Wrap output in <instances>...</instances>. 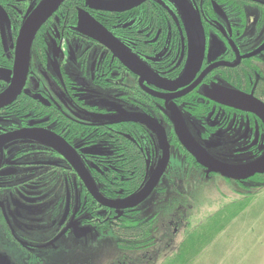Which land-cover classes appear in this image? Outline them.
Listing matches in <instances>:
<instances>
[{"label":"flooded vegetation","instance_id":"obj_1","mask_svg":"<svg viewBox=\"0 0 264 264\" xmlns=\"http://www.w3.org/2000/svg\"><path fill=\"white\" fill-rule=\"evenodd\" d=\"M88 1H93V7L86 4ZM96 1L102 0H84L83 7L77 8L76 17L73 15L69 22L55 13L47 19L39 40L31 43L22 87L0 107V225L18 244L21 238L14 235L7 213L18 215L19 208L24 207L31 212L51 194L56 195V204L62 205L63 230L67 217L74 213L77 220L96 232L110 229L116 242L115 224L133 226L149 221L152 238L153 232H160L157 226L163 203L155 200L154 216L142 214L166 178L175 187L172 175L166 174L175 155L181 157L185 171L199 169L203 176L221 177L228 183L239 185L264 175L230 179L202 167L178 139L168 107L177 108L192 139L216 160L242 165L264 153L261 117L216 101L217 92L229 89L264 102V75L256 69L260 64L250 67L264 50L248 56L259 49L264 39L247 43L248 38H258V31L263 28L264 0H186L200 17L205 42L199 68L181 86L169 82L182 75L190 39L175 3L146 0L124 11L108 12L96 9ZM38 3L39 0H17L8 4L7 10L4 8L8 24L4 25L5 45L0 37V94L12 83L16 35L25 13ZM216 6L221 15L215 11ZM80 9L154 75L141 78L134 74L105 44L77 30ZM12 27L14 32L10 31ZM140 113L154 118L164 129L169 151L164 174L148 197L132 208L103 205L51 140L54 137L67 145L99 195L120 203L143 188L163 154L158 130L139 121ZM226 142L233 148L230 156L217 155L215 149ZM131 145L144 163L135 182L125 171V148ZM4 192L8 197H3ZM186 194L189 195L187 191ZM173 222L170 220L169 225ZM172 228L176 233V226ZM149 237L135 248H148ZM52 239L28 245L47 247ZM132 248H123L117 242L118 253L126 262L117 260L116 264H131Z\"/></svg>","mask_w":264,"mask_h":264},{"label":"rangeland","instance_id":"obj_2","mask_svg":"<svg viewBox=\"0 0 264 264\" xmlns=\"http://www.w3.org/2000/svg\"><path fill=\"white\" fill-rule=\"evenodd\" d=\"M217 8L215 11L221 15ZM261 14L264 16V11ZM262 26L258 38H248V44L264 39V23ZM257 63L260 68L256 66V69H261L264 75V53L259 54L250 67L253 69ZM261 86L264 91V82ZM232 149L226 142L215 152L230 156ZM169 167L166 174L172 175L175 187L172 188L166 178L149 200L147 212L142 214L150 217L153 203L160 199L163 203L157 226L160 232L152 233L153 239L150 238L152 241L145 250L132 248L131 264H168L173 257L184 255L187 260L183 264H264V182L256 176L254 181L238 185L221 177L203 176L199 169L188 172L177 155L171 158ZM2 195L8 197L6 192ZM44 201L31 212L26 207L19 208L15 216L8 214L6 208L12 231L21 239L18 244L0 225V264L126 262L118 253L116 238L110 229L96 232L77 220L73 213L67 217L65 231L61 228L64 213L62 205L56 204V195L51 194ZM170 220L175 224L169 225ZM46 238H53L47 247L28 245Z\"/></svg>","mask_w":264,"mask_h":264},{"label":"water","instance_id":"obj_3","mask_svg":"<svg viewBox=\"0 0 264 264\" xmlns=\"http://www.w3.org/2000/svg\"><path fill=\"white\" fill-rule=\"evenodd\" d=\"M146 0H102L96 1L99 2L98 6H94L96 9L105 10L108 12L113 11H124L126 9L133 8ZM178 7L182 18L185 22V26L188 31L189 42V57L187 64L183 69L182 75L179 76L175 81L169 82V84L177 83L181 86V82L184 79L189 78L194 75L195 71L199 68L201 64V59L204 54V33L201 26L200 17L196 14L194 8L190 6L186 0H171ZM64 2V0H39V3L33 9L26 11L25 18L21 23V26L17 33V38L15 42L14 50V63H13V79L10 86L6 89L5 92L0 94V107L7 104L13 97H15L20 88L24 83V76L27 72V65L29 62V53L31 49V43L34 40L37 31L44 25L48 18H50L56 11L58 7ZM87 5L93 7V1L87 2ZM78 27L77 30L86 34L92 39L97 40L99 43L105 44L111 52L118 58V60L128 67L134 74L140 75L141 78L147 77L152 74L144 64H142L132 53L128 50H125L123 45L114 38L110 32H107L98 22H96L90 15L80 9L78 13ZM8 24V17L4 9L0 6V37H2V43L5 45L4 37V28ZM264 50V42L259 46V49L254 51L248 56L259 53ZM247 56V57H248ZM1 73V72H0ZM173 89L175 88L172 87ZM222 91V90H221ZM216 101H219L223 104L230 105L234 108L243 109L247 111H252L258 114L261 119L264 121V102H260L252 96H247L243 93H238L232 90H224V92H217ZM170 110V118L174 122V129L178 136V139L188 150L195 161L199 163L202 167L206 168L208 171L222 173L226 178H234L243 180L253 176L255 173L264 174V153L255 159L251 163L242 164V165H229L222 161L216 160L204 149H202L198 143L192 139L187 128L184 125L182 117H180L177 108L174 106H168ZM139 121L147 123L155 127L160 136L161 148L163 151L162 157L159 161L157 168L154 170V173L150 176L148 181L144 184L143 188L138 192L133 193L129 198L123 200L122 202L108 201L99 195L96 187L94 186L93 181L88 177L85 169L81 166L78 161L76 162L75 156L70 153L67 145L63 143H58L54 137L51 140V144L55 145L59 151L66 156L75 170L84 179V184L92 194V196L101 202L103 205L109 207H115L116 209L122 208H132L134 205L142 202L151 191L155 188V184L164 174L166 165L168 164L169 151L168 144L165 140L164 129H161L158 123L154 118H149L146 115L140 113ZM66 145V146H65ZM88 178V179H86Z\"/></svg>","mask_w":264,"mask_h":264},{"label":"trees","instance_id":"obj_4","mask_svg":"<svg viewBox=\"0 0 264 264\" xmlns=\"http://www.w3.org/2000/svg\"><path fill=\"white\" fill-rule=\"evenodd\" d=\"M17 0H0V6L7 10V6L10 3H13ZM84 0H64V2L58 7L56 11V16L63 15L65 19L69 22L71 17L74 15V18L77 14V8L83 7ZM10 31L14 32V27L10 28ZM43 33V26L37 31V34L34 38V42L36 43L39 40L40 34ZM34 43V44H35ZM2 52V48L0 47V53ZM126 158H125V171L128 176L130 174L132 177L130 180L135 182L141 176V170L143 169V160L138 152L133 148V146H129L125 148ZM264 182V175L258 176ZM146 228V229H144ZM146 230V233H144ZM113 231H115V235L117 237L118 245L121 247H139L144 241L143 239L147 237H151V223L149 221H145V223L134 224L133 226H125L124 224L117 223L113 226ZM150 237L147 239L148 241H152ZM141 243V244H139ZM146 243V242H145ZM189 248V246H187ZM186 256V255H184ZM184 256L173 257L169 260L168 264H183L187 258Z\"/></svg>","mask_w":264,"mask_h":264}]
</instances>
